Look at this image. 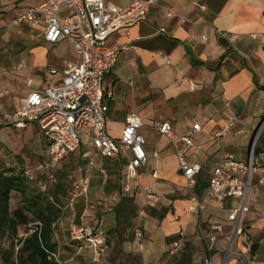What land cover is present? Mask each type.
Segmentation results:
<instances>
[{"label": "crops", "instance_id": "1", "mask_svg": "<svg viewBox=\"0 0 264 264\" xmlns=\"http://www.w3.org/2000/svg\"><path fill=\"white\" fill-rule=\"evenodd\" d=\"M43 1L0 0V17ZM108 1L127 5L136 0ZM162 6L178 17L168 19ZM17 29L20 33L27 30L22 34L21 51L15 53L12 45L1 50V33ZM109 42L121 50L117 65L104 80L105 93L111 92L107 129L117 138L126 119L138 116L145 124L141 133L149 162L131 178L126 154L105 157L83 142L78 151L84 162L78 166L77 189L71 191L54 224L56 257L68 264H205L201 229L223 222L228 230L231 224L224 218L231 202L214 201L203 214L190 212L189 189L177 151L157 127L170 121L178 134L185 135L194 122L202 125V132L195 135L204 146L196 158L203 164L199 194L206 192L212 168L226 156L247 160L254 130L264 117V0H157L144 20L115 32ZM74 54L73 44L48 43L41 29L31 33L26 25H10L0 30V92H4L0 118L20 108L22 98L32 91L58 83L60 75H52L50 68H60ZM19 64L21 69L11 71ZM17 82L23 87H16ZM196 83L201 87L193 86ZM10 106L14 108L8 111ZM262 141L263 150L256 155L264 160V137ZM0 146L14 151L6 157L8 165L30 167V160L47 152V139L37 124L24 129L8 126L0 131ZM182 150L195 160L192 149L183 146ZM21 152L28 161L16 156ZM148 192L160 197L155 206L148 205ZM261 210L264 189L246 220L255 249L247 264H264ZM123 216L127 222H119ZM78 226H89L104 238L107 251L97 254L86 240H74L71 230ZM138 228L141 240L135 237ZM179 239L184 245L170 254ZM238 245L246 252L242 239ZM221 260L222 254L215 253L213 264ZM228 264L238 263L231 260Z\"/></svg>", "mask_w": 264, "mask_h": 264}, {"label": "built area", "instance_id": "2", "mask_svg": "<svg viewBox=\"0 0 264 264\" xmlns=\"http://www.w3.org/2000/svg\"><path fill=\"white\" fill-rule=\"evenodd\" d=\"M156 4L157 0H136L127 5H117L108 0H44L37 6L0 17V30L10 25H26L31 33L41 29L48 43L69 41L75 48L74 56L65 58L60 68L49 70L52 75H60L58 83L43 91H32L22 98L20 108L0 118V131L4 126L24 129L37 124L43 132L48 156L40 169L48 179L42 182V186L45 187L49 181L55 182L54 171L58 163L81 149L84 136L92 148L105 157L116 158L126 154L129 157L126 168L131 178L137 175V169L148 165L146 138L141 133L145 124L138 116L131 115L126 119L119 137L109 134L108 99L111 92L105 93L104 80L117 65L121 50L117 44L109 42L110 36L144 20ZM162 9L168 19L178 17L171 8L162 6ZM160 31L165 32L166 29L161 28ZM220 35L232 41L236 39L227 32H220ZM165 61L170 63L168 59ZM22 66L19 64L14 69L19 70ZM201 85L193 84L195 87ZM3 95L4 92H0V97ZM157 130L172 142L177 151L179 166L189 189L190 212L203 214L214 201L231 202L224 218L231 224L228 230L223 222L210 229H201L199 238L207 252L204 263L213 264L214 254L220 252L221 264H228L231 260L247 264L253 246L246 220L257 203L260 189H264V160L256 155L255 143L250 144L247 160L226 156L216 164L211 170L206 192L199 194L197 183L203 164L196 158L204 146L195 135L202 132V125L194 122L189 133L180 135L170 121H164ZM183 146L193 150L195 160L187 158ZM24 168L25 176L35 181L37 177L33 169ZM147 194L148 205L155 206L160 197L151 192ZM260 212L264 215V210ZM71 236L77 241L86 240L97 254L108 249L106 240L97 236L89 226L72 228ZM135 237L141 240L140 228L136 229ZM239 239L246 244V252L239 248ZM183 245L182 239L174 241L170 254H176Z\"/></svg>", "mask_w": 264, "mask_h": 264}, {"label": "trees", "instance_id": "3", "mask_svg": "<svg viewBox=\"0 0 264 264\" xmlns=\"http://www.w3.org/2000/svg\"><path fill=\"white\" fill-rule=\"evenodd\" d=\"M255 153L260 150L255 148ZM43 175L30 181L22 165L0 171V254L4 264H68L56 257L54 224L61 217L65 199L68 202L73 178L58 180L55 173V182L44 187L42 182L48 178ZM200 184L199 180L198 192ZM15 195L19 200L13 206ZM122 219L127 222V216L119 217V222Z\"/></svg>", "mask_w": 264, "mask_h": 264}, {"label": "rangeland", "instance_id": "4", "mask_svg": "<svg viewBox=\"0 0 264 264\" xmlns=\"http://www.w3.org/2000/svg\"><path fill=\"white\" fill-rule=\"evenodd\" d=\"M22 33H20V30L17 29L15 31H5L1 33V50H4L6 48H10V45H12V48L14 49L15 53H19L22 49V40H24L22 38V34L27 32V30H22ZM6 37V38H5ZM35 57H32L30 59L31 62H34ZM16 71L14 68L11 69V71ZM16 87H23V83H15ZM14 107H11L8 109V111L12 110ZM4 127H8V126H4ZM119 127L115 128V131L118 132L119 131ZM6 131V129H5ZM264 137V117L261 119V121L259 122V124L257 125V127L254 130L253 136H252V141L250 144H252V142L255 143V148L259 149L260 151L263 150V147H261L260 145L262 144V138ZM84 142H87L86 136H84ZM2 148V149H1ZM4 146H0V171L5 170L9 167L8 165V160L6 159V157L10 154L13 153V150H10V148H5L4 150ZM25 149V148H24ZM23 149V150H24ZM264 155V154H263ZM16 156L19 157V159L21 160V162H26L28 161L27 159H25L22 155V152L20 154L16 153ZM48 156V152L46 151H42L41 155H38L37 157L34 158V160H30L29 162L32 163L30 166L33 169V172L35 174V176L38 177H42L43 173L40 171L41 164L47 159L46 157ZM92 156V155H90ZM247 156H245L246 159ZM83 155L80 152H75V153H71L67 156H65L57 165L56 169H55V173H57V177L58 180H64V179H72V185H71V191L77 189L76 187V181L78 179V174H77V170H78V166L81 162H84L83 159ZM45 176V175H43ZM44 178V177H43ZM19 200L18 195L14 196V199L12 201L13 206H15L17 204ZM65 204L67 203V199H65ZM6 247L9 246V244L5 245ZM0 264H4L2 256L0 254Z\"/></svg>", "mask_w": 264, "mask_h": 264}]
</instances>
